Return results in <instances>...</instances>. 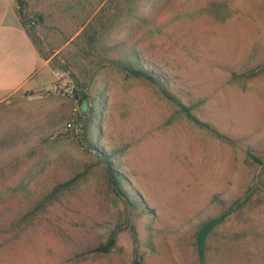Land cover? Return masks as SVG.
Segmentation results:
<instances>
[{
	"label": "rangeland",
	"instance_id": "1",
	"mask_svg": "<svg viewBox=\"0 0 264 264\" xmlns=\"http://www.w3.org/2000/svg\"><path fill=\"white\" fill-rule=\"evenodd\" d=\"M24 1L54 80L0 103V264H131L128 229L119 251L92 253L128 221L142 264H264V0ZM214 6L230 18L207 13ZM130 52L229 142L110 70ZM232 74L255 78L243 90ZM81 88L87 109L101 95L93 120L71 99ZM97 153L112 155L152 216L108 195ZM75 176L78 186L49 199Z\"/></svg>",
	"mask_w": 264,
	"mask_h": 264
},
{
	"label": "trees",
	"instance_id": "2",
	"mask_svg": "<svg viewBox=\"0 0 264 264\" xmlns=\"http://www.w3.org/2000/svg\"><path fill=\"white\" fill-rule=\"evenodd\" d=\"M17 4V11L21 24L26 29L27 34L32 38V26H34L35 21L28 17L24 12L25 10V1L24 0H15ZM208 11L210 15H213L217 20L223 22L230 18V13L224 11V7L214 6ZM41 22V18H37ZM33 39V38H32ZM111 64L110 70L120 72L125 80H134L143 83L146 86L151 87L157 94L160 95L164 100H166L170 105L176 108V115L184 117L188 122L194 124L199 129H202L207 135L212 138L224 140L229 142L224 136L220 135L212 126L200 122L191 114V109L185 107L178 101L168 89L167 80L161 75L156 74L151 70L144 69L138 64L137 59L133 56V53H128L123 59L119 61L110 60ZM255 78L254 74H232L231 82L239 86L241 89L246 90L247 84L250 83ZM73 95L71 99L73 101H78L79 103H88L90 95L84 92V89L81 88L80 91L73 89ZM91 108L84 112V116H88V119L95 118L97 116V111L99 106L102 105L100 93H95L92 97ZM93 122V121H92ZM89 120L86 121L85 125V141L92 144V136L96 130L93 124ZM101 157L105 165V184L107 186V192L109 196H113L116 200L124 202L126 208L130 211L137 212L138 215H148L152 216L154 211L147 207L144 200L140 194L135 191L131 183L126 179V177L115 168L114 162L112 161V155H102L97 153ZM255 162H259L255 157L250 156ZM80 177L84 176H75L71 179L64 181L63 183L56 185L52 190V193L49 196V199L62 194L65 191H68L72 188H75L79 184ZM245 200V199H244ZM242 201H236L232 203V206L220 217L219 221L223 220L226 216L230 215L236 211ZM130 230L132 236V242L134 244L133 248V258L131 264H142L143 254L138 251L137 248V233L131 223L128 221L124 225H116L112 229L108 230L107 238L97 245V247L92 251L93 254H102L108 255L119 251L118 247V235L124 230ZM207 232V229L204 231ZM203 232V233H204ZM201 241V238H200ZM200 244V243H199ZM151 250V248L149 247ZM82 258H86V255H81Z\"/></svg>",
	"mask_w": 264,
	"mask_h": 264
},
{
	"label": "crops",
	"instance_id": "3",
	"mask_svg": "<svg viewBox=\"0 0 264 264\" xmlns=\"http://www.w3.org/2000/svg\"><path fill=\"white\" fill-rule=\"evenodd\" d=\"M49 59L21 24L16 1L0 0V103L16 93H34L50 85L54 75Z\"/></svg>",
	"mask_w": 264,
	"mask_h": 264
},
{
	"label": "built area",
	"instance_id": "4",
	"mask_svg": "<svg viewBox=\"0 0 264 264\" xmlns=\"http://www.w3.org/2000/svg\"><path fill=\"white\" fill-rule=\"evenodd\" d=\"M73 127H74L73 122H68V123L65 125L64 131L72 130ZM79 131H80V129H77V131H76V135L79 133Z\"/></svg>",
	"mask_w": 264,
	"mask_h": 264
},
{
	"label": "water",
	"instance_id": "5",
	"mask_svg": "<svg viewBox=\"0 0 264 264\" xmlns=\"http://www.w3.org/2000/svg\"><path fill=\"white\" fill-rule=\"evenodd\" d=\"M86 109H87V105H86V103H82V104H81V111H82V112H85Z\"/></svg>",
	"mask_w": 264,
	"mask_h": 264
}]
</instances>
